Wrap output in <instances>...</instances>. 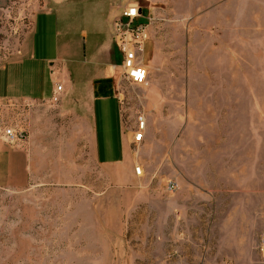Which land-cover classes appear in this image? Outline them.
Returning <instances> with one entry per match:
<instances>
[{
    "label": "rangeland",
    "instance_id": "1",
    "mask_svg": "<svg viewBox=\"0 0 264 264\" xmlns=\"http://www.w3.org/2000/svg\"><path fill=\"white\" fill-rule=\"evenodd\" d=\"M108 1H74L71 34L119 63L106 10L150 14L147 79L118 82L126 126L146 123L128 152L141 175L103 170L86 148L71 159L59 99L1 103L0 130L25 122L46 153L0 177V264H264V0ZM48 7L0 0V67L26 55Z\"/></svg>",
    "mask_w": 264,
    "mask_h": 264
},
{
    "label": "crops",
    "instance_id": "2",
    "mask_svg": "<svg viewBox=\"0 0 264 264\" xmlns=\"http://www.w3.org/2000/svg\"><path fill=\"white\" fill-rule=\"evenodd\" d=\"M45 1L49 7L34 16L31 43L26 55L0 67V104L59 99L62 111L70 115L66 124L70 128L68 145L71 159L78 162L83 148H86L101 169L115 167L122 169L126 176H136L128 157L131 134L125 131L120 115L119 77L115 74L119 70L113 69L120 62L114 61L107 43H100L96 36L85 48V43H79L71 34L75 18L71 11L79 6L73 2L87 0ZM113 2L117 3L109 0L107 8ZM98 7L93 1L92 11L88 13L87 20L94 25L99 12L105 10ZM142 8L144 13H148ZM107 14L106 10L105 22L108 26ZM80 44L84 47L81 48ZM57 84H61L62 89L55 95L53 92ZM1 133L0 130V177H10L16 168L23 171L26 168L23 161L27 160L31 170H35L37 165L33 155L36 151L46 153L40 142L37 144L35 137L30 135L25 145L8 146L3 142ZM16 158L19 159L18 165L14 162Z\"/></svg>",
    "mask_w": 264,
    "mask_h": 264
},
{
    "label": "built area",
    "instance_id": "3",
    "mask_svg": "<svg viewBox=\"0 0 264 264\" xmlns=\"http://www.w3.org/2000/svg\"><path fill=\"white\" fill-rule=\"evenodd\" d=\"M108 29L112 43L120 54L118 68L119 78L131 85H143L147 79L145 66L146 46L152 34V19L149 13H144L143 8L137 3L128 2L116 6L108 17ZM62 85L57 84L54 94L61 92ZM121 93L118 100L121 106L122 124L131 134V145L135 146L144 140L146 123L143 115H138L133 126H126L122 110ZM1 137L8 146H21L28 142L29 134L25 122H6L2 124ZM137 176L141 175L142 168L134 166Z\"/></svg>",
    "mask_w": 264,
    "mask_h": 264
}]
</instances>
